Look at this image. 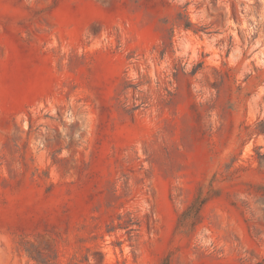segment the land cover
<instances>
[{
  "label": "rangeland",
  "instance_id": "obj_1",
  "mask_svg": "<svg viewBox=\"0 0 264 264\" xmlns=\"http://www.w3.org/2000/svg\"><path fill=\"white\" fill-rule=\"evenodd\" d=\"M261 9L0 0V264H264Z\"/></svg>",
  "mask_w": 264,
  "mask_h": 264
},
{
  "label": "bare ground",
  "instance_id": "obj_2",
  "mask_svg": "<svg viewBox=\"0 0 264 264\" xmlns=\"http://www.w3.org/2000/svg\"><path fill=\"white\" fill-rule=\"evenodd\" d=\"M254 2V1H253ZM259 2H260V4H261V12L259 13L260 14V17H258V18H261V21H263L264 22V0H259ZM259 59H260V57H259ZM258 60V59H257ZM262 60V59H261ZM261 64V63H260ZM259 65V64H258Z\"/></svg>",
  "mask_w": 264,
  "mask_h": 264
}]
</instances>
